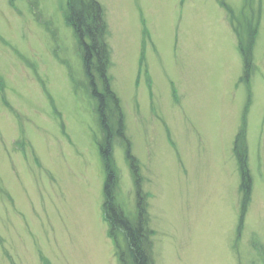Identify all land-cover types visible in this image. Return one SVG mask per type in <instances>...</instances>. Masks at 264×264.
Listing matches in <instances>:
<instances>
[{"label":"rangeland","instance_id":"rangeland-1","mask_svg":"<svg viewBox=\"0 0 264 264\" xmlns=\"http://www.w3.org/2000/svg\"><path fill=\"white\" fill-rule=\"evenodd\" d=\"M67 1L0 0V264H121L127 250L103 216L107 138ZM95 1L122 112L106 114L116 201L138 217L140 173L154 264H264V0Z\"/></svg>","mask_w":264,"mask_h":264},{"label":"trees","instance_id":"trees-1","mask_svg":"<svg viewBox=\"0 0 264 264\" xmlns=\"http://www.w3.org/2000/svg\"><path fill=\"white\" fill-rule=\"evenodd\" d=\"M67 9L64 11L65 21L69 27L73 29L75 37L79 42L81 58H83L84 68L88 77L92 80L93 86V98L97 101V111L98 119L100 122V127L106 134V145L101 144L99 146V153H101V158L105 166V174L107 178L105 181L104 196L105 201L103 203V216L107 222L109 228V237L114 239L116 244H118L119 238L117 235H121V238L125 240L127 250L121 252L118 250V256L121 264H154L152 256L153 245H152V232L148 226V215L145 209L144 196L142 194V183L141 174L134 173L135 184L137 185L138 194V217L131 221V219L125 215L124 211L118 206L116 201V187L119 185V176L115 164L113 163V153L110 140L112 139V132L109 121L106 114L110 112L118 111L120 117L121 110H119V99L115 93L110 89L109 83L110 78L107 77V71L109 69L110 57L108 54V46L106 43V33L107 25L104 21V15L102 14V6L95 0H68ZM248 46L252 48L254 40L249 38ZM239 50L243 53L245 66H246V78H249L251 74V69L249 63L246 61L248 57L247 51L242 49L241 45ZM249 53V52H248ZM249 58V57H248ZM247 58V59H248ZM248 64V66H247ZM249 67V68H248ZM94 71L98 78L104 82V93L101 90L94 88L95 75H92ZM121 112V113H120ZM118 135L123 136L122 126H118ZM242 134V132H241ZM240 135V134H239ZM243 140V137L238 136L236 139L235 147L237 148V156L239 158V164L242 168V178L244 179V174L246 171V148H238V140ZM127 159L131 156L132 169L138 172L136 167L135 157L131 155L130 146H128ZM135 163V164H133ZM137 178V180H136ZM244 182V181H243ZM241 191L246 194L243 198L242 204V219L239 227V232L243 228L244 217L247 212L249 205V195L250 189L245 184L240 188ZM147 201V200H146Z\"/></svg>","mask_w":264,"mask_h":264}]
</instances>
